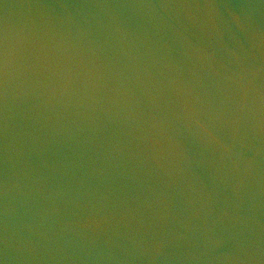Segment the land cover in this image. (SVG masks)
Here are the masks:
<instances>
[{"label":"water","instance_id":"95a60500","mask_svg":"<svg viewBox=\"0 0 264 264\" xmlns=\"http://www.w3.org/2000/svg\"><path fill=\"white\" fill-rule=\"evenodd\" d=\"M0 264H264V0H0Z\"/></svg>","mask_w":264,"mask_h":264}]
</instances>
